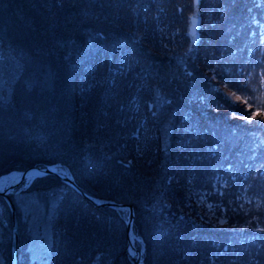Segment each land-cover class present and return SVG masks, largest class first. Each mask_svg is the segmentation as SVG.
<instances>
[{
	"label": "trees",
	"instance_id": "1",
	"mask_svg": "<svg viewBox=\"0 0 264 264\" xmlns=\"http://www.w3.org/2000/svg\"><path fill=\"white\" fill-rule=\"evenodd\" d=\"M263 36L264 0H0L21 65L0 103V176L55 165L132 204L144 264H264V116L248 122L264 111ZM26 188L56 197L47 264H134L127 208L55 175Z\"/></svg>",
	"mask_w": 264,
	"mask_h": 264
},
{
	"label": "rangeland",
	"instance_id": "2",
	"mask_svg": "<svg viewBox=\"0 0 264 264\" xmlns=\"http://www.w3.org/2000/svg\"><path fill=\"white\" fill-rule=\"evenodd\" d=\"M264 40V36L262 37ZM21 71V65L16 56L0 44V80L5 83L0 95L8 99L12 85ZM31 178L16 186L13 197L21 211V217L30 236L27 246L30 251V264H47L51 246V221L55 207V196L52 193L38 189L26 188ZM2 215V202L0 200V240L4 228ZM50 236V237H49ZM0 264H5V259L0 252Z\"/></svg>",
	"mask_w": 264,
	"mask_h": 264
},
{
	"label": "water",
	"instance_id": "3",
	"mask_svg": "<svg viewBox=\"0 0 264 264\" xmlns=\"http://www.w3.org/2000/svg\"><path fill=\"white\" fill-rule=\"evenodd\" d=\"M194 4L195 3L194 0ZM195 21V24L193 23ZM199 25V17L192 16L191 17V25L189 28V33L191 36L197 35V28ZM195 32V35L193 34ZM12 173H21L20 177L8 186L0 187V197L6 202L12 221V242H11V264H19V243H20V227L16 205L12 199V193L17 185L26 181V179H30L29 184L36 178L45 176V175H55L60 178L64 183L70 185L73 189H75L79 194H81L85 199L89 202L93 203L97 207H123L127 208L129 211L128 218L126 221L127 225V252L133 259L134 264H144L142 253L143 251L135 245V232H134V224H135V210L132 204H124L118 203L112 200H101L94 198L88 194H86L80 186L74 181L72 175L63 169L57 168L55 165H47V166H31L23 171H12L8 174L0 176V184L1 180L4 176L11 175Z\"/></svg>",
	"mask_w": 264,
	"mask_h": 264
},
{
	"label": "snow or ice",
	"instance_id": "4",
	"mask_svg": "<svg viewBox=\"0 0 264 264\" xmlns=\"http://www.w3.org/2000/svg\"><path fill=\"white\" fill-rule=\"evenodd\" d=\"M199 2H200V0H195L196 4H199ZM193 23L195 24V21ZM193 34L195 35V32ZM4 83L5 82L3 80H0V91H2ZM3 102H4V96L0 95V103H3ZM233 115H235V114H233ZM257 115L264 116V111H260L259 109H257L256 112L251 113L249 116L248 122L250 123L251 120L255 119ZM221 223H224V221H221ZM260 231H264V229H260Z\"/></svg>",
	"mask_w": 264,
	"mask_h": 264
},
{
	"label": "bare ground",
	"instance_id": "5",
	"mask_svg": "<svg viewBox=\"0 0 264 264\" xmlns=\"http://www.w3.org/2000/svg\"><path fill=\"white\" fill-rule=\"evenodd\" d=\"M20 175H21V173H12L11 175L4 176L1 180L0 187L8 186V185L12 184L13 182H15L20 177ZM26 181H27V179H26Z\"/></svg>",
	"mask_w": 264,
	"mask_h": 264
}]
</instances>
